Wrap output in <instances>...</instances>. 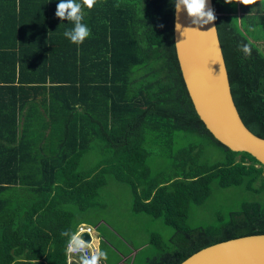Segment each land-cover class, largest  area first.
<instances>
[{"label":"trees","instance_id":"16d2710c","mask_svg":"<svg viewBox=\"0 0 264 264\" xmlns=\"http://www.w3.org/2000/svg\"><path fill=\"white\" fill-rule=\"evenodd\" d=\"M59 2L0 0V264H67L61 233L76 232V214L96 207L109 178L132 186L135 212L174 229L168 242L151 234L159 253L145 264H180L208 245L264 233V165L221 143L198 115L177 56L173 0L82 5L90 35L79 45L64 35L75 25L56 17ZM213 7L235 104L264 138V51L250 33L262 7ZM249 41L246 56L240 45ZM148 134L166 162L160 171L148 160ZM208 143L223 160L204 158ZM215 180L246 197L192 226L189 205L204 203Z\"/></svg>","mask_w":264,"mask_h":264},{"label":"water","instance_id":"95a60500","mask_svg":"<svg viewBox=\"0 0 264 264\" xmlns=\"http://www.w3.org/2000/svg\"><path fill=\"white\" fill-rule=\"evenodd\" d=\"M212 9L213 0H208ZM216 15V13H215ZM186 10L179 14L181 31L174 19L176 51L182 75L194 107L206 127L233 151H245L264 165V138L244 123L235 104L216 20L197 26ZM192 27L183 34V28ZM215 27L212 30L211 28ZM86 242L92 241L83 232ZM78 260H73L76 264ZM180 264H264V233L231 238L208 245Z\"/></svg>","mask_w":264,"mask_h":264},{"label":"rangeland","instance_id":"374dc122","mask_svg":"<svg viewBox=\"0 0 264 264\" xmlns=\"http://www.w3.org/2000/svg\"><path fill=\"white\" fill-rule=\"evenodd\" d=\"M257 2L263 11H258L256 27L250 30L252 40L256 43L260 39L264 40V21L260 20V15H264V0ZM246 25L248 27V22ZM260 46L264 51V46ZM145 146L151 153L148 158L151 168L155 171L162 170L166 162L162 160L152 134L146 136ZM38 149L40 148H36ZM99 151L97 147L91 157L89 153L86 154L85 165L88 169L97 166L98 159L101 158ZM204 158L220 161L224 159V153L214 144L208 143ZM109 179V183L101 189L96 207L85 213L76 214V230L82 225L92 227L94 241L99 240V248L107 252V259H102L104 264H145L148 257L159 253L157 246L149 243L151 234L157 233L163 242H168L174 229L166 225L162 219L135 212L132 206L134 198L132 186L114 178ZM245 197L246 193L238 186L221 187L215 180L211 193L204 203L189 205L188 222L192 226L212 224L219 214L226 216L231 210L237 209ZM74 256L79 260L78 255Z\"/></svg>","mask_w":264,"mask_h":264},{"label":"clouds","instance_id":"9594fccd","mask_svg":"<svg viewBox=\"0 0 264 264\" xmlns=\"http://www.w3.org/2000/svg\"><path fill=\"white\" fill-rule=\"evenodd\" d=\"M234 0H225V3L232 4ZM235 2L243 4L245 6H251L257 4V0H235ZM175 13L177 15V23L175 28L177 31H181L182 25L179 23V14L181 11L186 10L189 17L193 19V23L197 26H203L211 24L216 20L215 10L208 6V0H173ZM96 4V0H82V4L76 3L75 0H60L57 5L55 15L61 20L67 19L74 22V28L64 32V35L68 37L74 44H82L84 40L90 35V29L83 23H81L83 16L81 14L82 5L88 9H92ZM215 27L209 29L212 30ZM188 29H198L187 27L183 28V34ZM240 50L246 55L251 56L252 47L251 42H241ZM62 236H69L66 246V254L71 256L76 254L79 256V260L76 264H100V261L107 259V252L101 250L99 247L93 248L92 243L86 242L81 235V232L69 234L68 232H62ZM89 251L91 254L89 255ZM69 264H72L69 260Z\"/></svg>","mask_w":264,"mask_h":264},{"label":"built area","instance_id":"2783aa9c","mask_svg":"<svg viewBox=\"0 0 264 264\" xmlns=\"http://www.w3.org/2000/svg\"><path fill=\"white\" fill-rule=\"evenodd\" d=\"M89 232L90 234H91V236H92V241H91V243H92V245H93V235H92V232H93V230H92V227L91 226H86V225H82L81 227H80V229H78V230H76V232H81V234L83 233V232ZM75 232V233H76ZM90 243V242H89ZM93 248H95V247H93ZM91 254V252L89 251V255ZM69 260H71V262L73 261V260H78L77 259V256H74V254L73 255H71V256H68L67 255V264H69Z\"/></svg>","mask_w":264,"mask_h":264},{"label":"crops","instance_id":"0c3cea01","mask_svg":"<svg viewBox=\"0 0 264 264\" xmlns=\"http://www.w3.org/2000/svg\"><path fill=\"white\" fill-rule=\"evenodd\" d=\"M243 5V4H242ZM240 6H241V4L239 3V8H240ZM244 6V5H243ZM255 6V5H254ZM246 8L248 9V11H250V9L252 10V8H251V6H246ZM253 11V10H252ZM263 10H261V12H262ZM245 12V10L243 11V12H241V11H239V14H242V13H244ZM258 12V11H257ZM256 43V42H255ZM258 46H259V48H261V46L260 45H263L264 46V40H262V39H260V40H258L257 41V43H256ZM262 50H263V48H261ZM92 235H93V232H92ZM93 247H99V240H97L96 242L94 241V235H93Z\"/></svg>","mask_w":264,"mask_h":264}]
</instances>
